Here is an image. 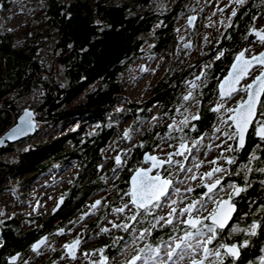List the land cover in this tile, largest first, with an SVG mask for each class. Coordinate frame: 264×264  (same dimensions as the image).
Returning <instances> with one entry per match:
<instances>
[{
    "label": "trees",
    "instance_id": "16d2710c",
    "mask_svg": "<svg viewBox=\"0 0 264 264\" xmlns=\"http://www.w3.org/2000/svg\"><path fill=\"white\" fill-rule=\"evenodd\" d=\"M28 1L20 27L12 32L0 31V135L31 104L35 118L44 123L42 132L53 137L42 143H33L34 137H28V146L16 150V161L4 162L0 158V182L6 176L24 173L29 175L22 180L25 185L49 172L63 158L70 161L83 155L96 157L97 150L82 142L86 121L102 122V129L107 131V108L124 100L133 68L142 59L154 60L169 53L170 63L151 90L159 120L148 123L145 105H130L131 116L138 123L136 129L147 122L142 133L144 146L148 141L157 145L166 132V116L172 115L170 108L179 101L177 93H173L193 67L173 54L178 23L188 11L185 0L167 6L160 5L163 0ZM123 116L120 112L119 119ZM70 121L76 124L68 132L52 134ZM13 150H0V155ZM261 154L252 166L257 181L244 186L229 229L220 232L209 245H237L240 257L236 261L229 258L231 264H261L259 257L264 255V171H260L264 168V151ZM90 178L85 184H94ZM81 205L82 202L72 204L70 198L56 215L29 217L39 226L21 240L8 231L4 235L6 249L22 245L27 248L40 233L48 231L57 217L64 221ZM254 223L258 227L251 235ZM9 224L17 225L19 220L11 219ZM151 246H156L155 241Z\"/></svg>",
    "mask_w": 264,
    "mask_h": 264
},
{
    "label": "flooded vegetation",
    "instance_id": "af4514ba",
    "mask_svg": "<svg viewBox=\"0 0 264 264\" xmlns=\"http://www.w3.org/2000/svg\"><path fill=\"white\" fill-rule=\"evenodd\" d=\"M233 11L236 12L235 16H232ZM225 13V22L217 24V21H213V31L210 34H205L201 32L203 28V16L198 12L196 14L198 19L195 28L189 32L190 40L193 42H195L197 38H204L205 41L210 43L208 46V53L203 56L207 66L204 70H199L197 72L192 71L188 76L186 75V77H184L182 82L183 85H180L179 90H175L173 93L174 95L177 93V99L179 101H175L173 107L170 108V113L172 112V115L167 113L169 116H166L164 121L166 124V122L170 120V117L174 116L175 112H180L188 116L189 119H185L188 122L187 126L185 127L182 123L183 120H180L172 131L169 126L165 125L166 132L163 137L160 138L162 142L159 139L158 144L154 146L152 141H148V145L144 146V134H141L133 141H129L131 134L128 130L123 134L119 132L118 125L120 123V111H114V108L117 106V101L115 105L107 108L106 115L109 120L105 123V127H108L107 131L102 129V122L92 123L91 121H86L87 124L89 123L93 126V129L89 130L86 124L87 130L83 133L84 139L82 142L87 148H95L97 150V156L89 158V156L83 155V157L73 158L70 161L67 160V158H63L61 163H58L60 169H63L65 166L68 167L73 165L74 174H72L66 190L62 196L59 197V199L63 198L60 207L56 212H53L52 210L48 216L56 215L61 210L63 204L70 198L72 199V204L82 202L81 207L69 214L64 221H62L61 217H57V220L53 221L48 231L40 233V235L34 239L27 248L25 245H22L16 249L7 250L4 235L8 231H12L18 240H21L29 231L38 227L39 224L31 220L35 224L37 223L36 226L31 229H26L21 226V223L13 226L9 224V220L14 219L15 217H7L4 218V220H1L0 264H20L24 261L26 256L30 255H32L35 260L34 264H58L61 256H67L65 253V245L78 239L80 244L78 245L77 252L80 251V248L85 241L83 236L66 238L65 242L58 250H51L46 257H42V254L53 239L65 238L68 235L69 230L74 225L73 222H70L74 218L76 221H79L89 217L90 221L93 220L92 225L96 226L100 222L101 217L110 215L113 212V205H116L115 207H117L122 202H125L124 205L127 204L130 213L127 215L129 217L125 219L126 223L123 222L121 225L127 224L129 227L127 231H125L123 227H118L116 229L119 232V236L115 242L111 243L107 254L108 257L112 258V255L116 253L118 249L123 248L125 244H134L135 247L131 250L130 257L127 260L128 263L129 259L133 256H143V253L140 252V247H145L146 245L151 246L155 241L156 246L152 247L156 248L167 242L168 239L171 238L169 235H184L185 231H192L188 226H184L183 221L187 219L186 215L182 216V219L178 221H176V217L180 214V209L186 207L193 200H199L201 198L208 200V197H212L216 200H226L233 191L232 188L229 190V184H234L243 189L246 184L248 186L257 181L258 176L252 171V166L255 165L262 155L261 153L264 151V141L257 138L255 135L247 136L244 149L238 152L224 150L221 152L222 154L217 153L210 158L209 161L216 159L217 164H210L209 161L206 160L209 148L213 144L211 142V137L216 133L217 121L220 118H224L223 113H225V120L231 124V121L228 120L230 113L227 109L235 108L240 100L246 99L247 97V93L241 90L238 94H233L231 99L222 98L218 91L220 80L227 75L229 64L241 51L244 50L245 59H251L253 56L260 54L264 50V43H262L256 35V32L264 29V0H245L243 5L237 4L235 0H229L225 7ZM252 45H254V47H251ZM221 53H223L222 56L220 55ZM217 57H219V59ZM222 67H225L226 69L222 74L221 79L217 82L212 81L213 76L211 71L216 68L222 70ZM261 71H263L261 65L253 66L250 69V74L242 79L237 88L243 89L248 83H251L254 77L258 76ZM199 74H202V78L197 81L193 88H190V85L193 84V78ZM190 93L191 95L189 99L185 100L184 97L189 96ZM239 94L241 96L237 101L231 106L226 107V103L230 102ZM183 99L184 101L181 102ZM192 99H195L196 103L193 104V113L188 114L186 110L187 106L185 105H187ZM261 100L264 101V95H262ZM219 105H223V107L220 108V111L213 112L212 109ZM197 115L200 117L199 120H193L192 117ZM257 119L264 121V118L259 115V106L257 109ZM173 122L176 123L177 120H174ZM254 127L255 122L250 128L249 133L252 132ZM193 128H195L194 131ZM229 131H232V128L229 127ZM197 140H199L200 143L193 147V142ZM27 141L28 137L13 144H7L5 147L0 148V150L15 149L16 146L22 145ZM203 141H206L207 143ZM164 142L167 143V146L160 147L161 143ZM181 143H186L188 148L191 149V152H185L183 156L173 155V163L171 166L165 164L163 168H153L152 161H145L144 159L143 155L147 154V156H156L159 160H167L168 154L177 152ZM200 144L201 146H199ZM229 145L233 148L237 147L235 140L229 141ZM258 145L259 147H257ZM107 149L108 154L112 152L110 155H105ZM84 150L85 148L83 151ZM253 153L257 159H250ZM221 155H223V159H220ZM117 156L121 159V165H117L116 163ZM185 157L187 158L185 159ZM232 157H235V163L229 164L227 160ZM202 160H204V166L202 167L201 172L196 173V165ZM177 161L179 163H176ZM181 165H183V169L181 168ZM217 166L226 171L216 173L212 177V180L219 178L220 184L212 193H208V196H205L204 194L207 191L203 185L212 181L207 177H204L203 179H201V177L205 172L211 171L213 167ZM150 168L152 171L149 175L155 176L156 173L159 172L162 177L171 179L173 187L179 189V191L173 192L172 189H169L170 199L162 201L163 206L161 208H150L149 212L145 213L142 209L137 210L135 206L132 205L131 197L129 195L130 188L128 179L136 170H146ZM165 169H167V171H165ZM186 169H192L191 174H189L187 179L181 178L186 174V172H184ZM248 169H251V171ZM88 171H90V173ZM192 177H195V179ZM88 178H90L94 184H89L90 186L85 184L88 182ZM262 183H264V181ZM189 188L192 189L191 192L188 191ZM242 193L243 191L241 194ZM239 198L233 199L232 201L236 204L237 209ZM172 200H175L176 204H171ZM97 201H100V203L96 204ZM208 202H210L211 205L205 210H202L200 213L201 216L208 215V209L216 207V205L210 200H208ZM93 205H95V207H93ZM110 206H112V208H110ZM173 207L176 208V213L170 216L169 213ZM197 207H199V205H197ZM71 208L72 207H69L70 210ZM162 210H165L162 214L164 219L163 222L159 223L158 219ZM133 215H136L135 220L130 219ZM169 219L172 220V224L167 223ZM206 223L208 222L206 221ZM145 229H148V232L145 234V238L141 240L139 239L140 234L144 232ZM228 229L229 227L224 231L226 232ZM58 230H63V234H58ZM86 231L87 230L84 229L82 233L87 237L88 234H86ZM41 236L47 238L46 244L38 251V253L31 251L30 247L32 243ZM136 244L141 246L136 247ZM15 255L18 256L17 260L13 263L8 262V259ZM221 259L226 263V261L229 260V257L222 256ZM217 263L218 260H216L214 264ZM162 264H165V262Z\"/></svg>",
    "mask_w": 264,
    "mask_h": 264
},
{
    "label": "rangeland",
    "instance_id": "374dc122",
    "mask_svg": "<svg viewBox=\"0 0 264 264\" xmlns=\"http://www.w3.org/2000/svg\"><path fill=\"white\" fill-rule=\"evenodd\" d=\"M174 1L176 0H163L160 5L167 6ZM228 2L229 0H185L186 8L188 11L181 17L180 22L178 23V27L176 30L177 45L174 49L173 54L177 56L179 60L193 64L191 71L197 72L206 68L207 64H205L203 56L208 53V46L210 43L205 41L204 38H197V40L193 42L194 46H192V48L186 49L182 47V44L184 42L190 40L189 32L191 30L188 28L186 23L187 17L189 15L197 14L198 12L201 13L203 16V28L201 32L210 34L213 31V21H217V24L225 22V7ZM0 5V31L8 30L12 32L18 29L22 22L25 20L26 12L24 10L29 7V1L7 0L4 3L1 0ZM251 47H254V45H252ZM170 60L171 58L169 53L162 54L154 60L142 59L133 68L130 76L131 82L126 85V92L124 95L125 98L124 100H118L116 103L117 106L114 108V111H120L124 113V116L120 120V123L118 125V130L122 134L128 130L131 134L129 141L135 140L143 133L147 122L155 123V121L159 120L158 106L153 103V100L151 98V90L155 81L162 75L163 71L170 63ZM232 62L229 64V70ZM225 69V67H222V70L220 68L212 70V81L217 82L218 80H220L222 74L225 72ZM186 74L181 78L180 85H183L182 82L184 80V77H186ZM240 96L241 95L239 94L230 102L226 103V107L231 106L235 101H237ZM183 101L184 99L181 102ZM136 103L142 104V107L145 105V110L149 111L147 122H145L142 127L137 126V129L135 126L138 123H136L130 113V105L135 106ZM195 103V99H192L187 105H185L187 106L186 110L188 114L193 113V104ZM27 105L28 106L26 108L33 109V107H31V104ZM223 117L224 118H220L216 123V129L220 128L221 131H216L213 137H211V142L213 144L209 148L206 156V160L208 161L217 153H221L226 150L227 145H229V140H227V137L224 135L225 131H229V122L227 121V124L222 123V121H226L225 113H223ZM185 119H189L188 116L180 112H175L174 116L170 117V120L167 121L165 125L169 126L172 131L174 130L175 125L178 124L180 120L184 121ZM172 120H177V122L174 123ZM73 121H70L69 124L63 127V129L60 131H52V134L55 135L61 132H68V129L76 124ZM106 121L108 122L109 120L107 119ZM34 123L38 132L32 136H29L34 137V139H31V142L42 143L47 140L48 137H53L50 136V134H47L45 131L42 132L44 126L43 122L34 118ZM92 127L93 126H91L89 123L87 124V128L89 130H92ZM160 141L162 142L161 139ZM203 142L207 143L206 141ZM27 146V142L22 145L16 146L13 151H8L1 154L0 158L4 162L16 161L18 158V152L16 153V150H19L21 148L24 149ZM166 146V142L161 143L160 145V147ZM199 146H201V144ZM111 153L108 154L107 149L105 155H110ZM203 162L204 160L199 163V167H196V173L201 172L202 167L204 166ZM73 172V165L68 167L65 166L63 169H60V165L57 164L49 172L42 174L38 178L32 179L28 184L25 185H22V180L24 177H28V174L24 175L23 173L4 177V179H2L0 182V221L4 220V218L7 217H15L19 220V224L21 223V226L25 227L26 229L35 227L37 223L35 224L34 222H32L29 217L33 218L36 215H42L46 217L52 212L57 200L60 196H62L67 186L69 185L70 178L72 177V174H74ZM184 172H186V174L181 178L187 179L192 171L189 172L186 169L184 170ZM124 204L125 202H122L117 207H115L116 205H113V212L110 215L101 217L100 222L96 226L92 225L93 220L90 221L89 217L79 221H76V219L74 218L70 222H73L74 225L69 230L68 235L65 238L53 239L42 254V257L48 256L51 250H58L63 245L66 238L83 236L85 241L83 246L80 248V251L77 252V257L71 260L65 255L61 256L58 264H128L127 260L130 257L131 250L135 247L134 244H125L123 248L118 249L117 252L112 255V258L108 257L107 254L109 246L111 245V243L115 242L117 237L119 236V232L116 230L118 227H113V225H121V223L123 222L126 223L125 219L129 217L127 215L130 213V209L128 207H125ZM210 205L211 203L208 202L207 207H209ZM110 208H112V206H110ZM117 208H124V211L117 212L115 211V209ZM164 211L165 210H162L160 212L158 219L159 223L163 222V220L160 218L162 217ZM181 219L182 216L179 214L176 217V221ZM84 229L87 230V237L82 233ZM104 229H107L108 231H104ZM170 236L171 238L168 239L167 242L161 244L159 247H156L160 249L159 258L150 259L148 264H162L163 262H165V264H173L172 261H168L166 258L168 245L171 244L172 246H174L175 243L178 242L174 238L182 237L183 235ZM193 243H195V241H193ZM140 246L141 245L136 244V247ZM142 248L145 247H140V249ZM190 255V252L187 253L185 255V259L183 261H180V264H191V259L189 258ZM143 256H148L147 250L143 253ZM196 256L197 259L201 258L202 252L200 250H196ZM174 259L176 258L174 257ZM216 260H218L217 257L210 255L209 258L205 260L204 264H214ZM259 262L261 264H264V255L259 257ZM34 263L35 260L32 255H30L26 256L24 258V261L20 264ZM138 264H142V262H138Z\"/></svg>",
    "mask_w": 264,
    "mask_h": 264
},
{
    "label": "snow or ice",
    "instance_id": "6c2138e0",
    "mask_svg": "<svg viewBox=\"0 0 264 264\" xmlns=\"http://www.w3.org/2000/svg\"><path fill=\"white\" fill-rule=\"evenodd\" d=\"M235 2L239 5H243L245 0H235ZM236 12H232V16H235ZM194 19V18H192ZM191 23V20L189 21ZM256 35L259 37L260 41L264 43V29L256 32ZM221 56L223 53L220 54ZM245 53L241 52L236 57V63L232 65V71L228 73V75L224 78V81L220 84V95L222 98L233 97V94H238L239 91H245L247 93V98L242 99L237 103L235 108H229L227 111L230 113L228 120L231 121V124L228 126L232 128V131H225L224 135L227 137V140H235L237 141V147L233 148L231 145H227L226 151L229 152H238L245 148L246 137L249 135H256L262 141H264V121L257 119V108L259 106V115L264 117V101L260 99L262 95H264V71H261L260 75L255 76L251 83H248L243 89H238L236 85L245 78V76L250 74V68L253 65V62H258L261 66H264V53H260L258 56H253L251 59H245ZM219 59V57H217ZM185 96L184 99L188 100L190 97ZM223 105H219L216 108H213V112H219L220 108ZM26 115H31L26 114ZM199 116H193V120H199ZM255 122V127L252 132L249 133L250 127L253 126ZM182 123L187 126V120L182 121ZM222 123L227 124V121H222ZM171 127V126H170ZM195 128H193V131ZM217 132H220L221 129L217 128ZM127 135V133H126ZM2 143V141H0ZM200 141H194L193 147L199 144ZM180 150L175 153L168 154L167 160H159L156 156H147L146 160L152 161L153 168H163L165 164L171 166L173 163L172 156H183L185 152H191V149L185 143L180 144ZM219 147V145H218ZM259 147V145L257 146ZM187 157H185L186 159ZM223 155H221L220 159H223ZM252 160L257 159L255 154L251 156ZM229 164L235 163V157L229 158L227 160ZM117 165H121V159L119 156L116 157ZM176 163H179L178 161ZM210 164H217V160L213 159L209 161ZM200 165L197 164L196 167ZM183 169V165H181ZM251 171V169H248ZM152 169H138L135 176L132 178V190L129 195L131 197V203L135 206L137 210H143L145 213L149 212L150 208H161L162 201L170 199L169 189H172L173 192H178L179 189L173 187V182L171 179L162 177L159 172L156 173L155 176L149 175ZM167 171V169H165ZM189 172L192 169H188ZM226 171L221 167H213L211 171L205 172L201 179L207 177L212 182L206 183L203 185L207 189V192L204 194L208 196V193H212L214 189L220 184V179L217 178L212 180V177L216 173H222ZM260 171H264V168L260 169ZM195 179V177H192ZM229 188L234 190V194H239L244 189L237 187L234 184H229ZM189 192L192 191L191 188L188 189ZM208 200H210L213 204L216 205L215 208L208 209V215L201 216L200 213L202 210L207 208ZM208 200L203 198L199 200H193L186 207L180 209V215L187 217L183 221L192 231H185L182 237L174 238L176 241L175 245H168V249L166 251V258L168 261H172L173 264H180V261L185 259V255L187 253H191L190 259L191 264H204L205 260L209 258L210 255L218 258V264H225V261L221 259L222 256L229 258L239 257L240 251L238 246L235 244L227 245V244H219L218 247L210 248L209 245H212L214 241L217 240V236L220 232H222L225 227L228 225V222L232 219V213L235 211V205L231 202L232 196L229 195L227 200H216L212 197H208ZM100 201H97L96 204H99ZM171 204H176L175 200L171 201ZM199 205V207H197ZM95 207V205H93ZM127 207V204L125 205ZM170 207V205H169ZM117 212H123L124 208L115 209ZM176 213V208H171V212L169 215ZM130 219L135 220L136 215L130 217ZM160 219H164L161 217ZM210 222V223H206ZM168 224H172V220L169 219L167 221ZM113 227H123L125 231L128 230V225H113ZM258 225L252 224L251 226V235L256 234V229ZM206 229V231H205ZM61 230V234H62ZM104 231H108L104 229ZM148 232V229H145L144 232L140 234L139 239L143 240L145 238V234ZM47 238L41 239L38 243L34 244L33 251L38 253L40 246L46 243ZM195 241V243H193ZM80 244V241L77 239L73 241L69 245H65V247L69 250V255L75 259L74 250ZM244 245H247V241H244ZM220 249H224V252L221 253ZM147 250L148 256L136 255L132 257L129 264H138V262H142V264H148L150 259L159 258L160 249L152 248L149 245H146L145 248L140 249L141 253H144ZM196 250H200L202 252L201 258L197 259ZM103 251V250H101ZM174 257L176 259H174ZM106 259V258H105ZM228 264H231V260L229 259Z\"/></svg>",
    "mask_w": 264,
    "mask_h": 264
},
{
    "label": "water",
    "instance_id": "95a60500",
    "mask_svg": "<svg viewBox=\"0 0 264 264\" xmlns=\"http://www.w3.org/2000/svg\"><path fill=\"white\" fill-rule=\"evenodd\" d=\"M0 8H1V5H0ZM192 18H194V19H192ZM197 19H198V16L196 15V14H193V15H189L188 17H187V19H186V23H187V26H188V28L192 31L194 28H195V25H196V23H197ZM191 20V23L189 22ZM192 46H193V41L192 40H188V41H186V42H184L183 44H182V47L183 48H186V49H190V48H192ZM241 52H244V50L243 51H241ZM240 52V53H241ZM261 53H264V50L261 52ZM239 54H237L236 55V57L238 56ZM259 55V54H258ZM258 55H256V56H258ZM236 57L234 58V60H233V62H232V65L234 64V63H236ZM232 65H231V67H230V70L228 71V73L229 72H231L232 71ZM255 65H260L258 62H253V65H252V67L253 66H255ZM251 67V68H252ZM263 67V71H264V66H262ZM250 68V69H251ZM228 73H227V75H228ZM227 75H225L221 80H220V82H219V84H218V91H219V94H220V84L224 81V78L227 76ZM260 75V74H259ZM245 77H247V76H245ZM202 78V74H199V75H197L196 77H194L193 78V80H192V85H190V88H193L195 85H196V83H197V81H199L200 79ZM242 81V80H241ZM241 81L236 85V87H238V85L241 83ZM221 96V95H220ZM262 97V96H261ZM261 97H260V99H261ZM247 98V97H246ZM258 109V108H257ZM31 114V115H26V114ZM35 116H36V113H35V111L34 110H32V109H29V108H25V109H23V111L21 112V114L17 117V119H16V121H15V123L13 124V125H11L10 127H9V129L8 130H6L5 132H3L1 135H0V141H2V143H0V148H3V147H5L7 144H13V143H16V142H18V141H21V140H24V139H26L27 137H29V136H32V135H34L35 133H36V126H35V123H34V118H35ZM251 128V127H250ZM250 130V129H249ZM256 136V135H255ZM257 137V136H256ZM247 138V137H246ZM257 138H259V137H257ZM260 139V138H259ZM186 144V143H185ZM187 145V144H186ZM236 146H237V141H236ZM178 151L180 150V147H178V149H177ZM144 156V159H145V161H146V157H147V154H144L143 155ZM136 173H137V170L135 171V172H133L132 174H131V176L129 177V179H128V183H129V188H130V191L132 190V178H133V176H135L136 175ZM241 188V187H240ZM206 191H207V189H206ZM231 196H232V201H233V199H237V198H239V196L241 195V192L239 193V194H234V190L231 192V194H230ZM227 200V199H226ZM231 201V202H232ZM63 202V198H60V199H58L57 200V203H56V206L54 207V209H53V212H56L57 210H58V208L60 207V205H61V203ZM234 205H235V211L232 213V219H233V216H234V214L236 213V211H237V206H236V204L234 203V202H232ZM134 206V205H133ZM232 219L228 222V225L225 227V229L224 230H226L227 229V227L229 226V224L231 223V221H232ZM208 223H210V222H208ZM184 226H188V225H186L185 223H184ZM223 230V231H224ZM58 232V234H60L61 235V230H58L57 231ZM62 234H63V231H62ZM43 238H46L45 236H41V237H39L37 240H35L33 243H32V245H31V247H30V250L31 251H33V245L34 244H36V243H38L41 239H43ZM72 243V242H71ZM70 243V244H71ZM46 244V243H45ZM44 244V245H45ZM225 244H227V245H232V244H228V243H225ZM44 245H42V246H40V248H39V250L44 246ZM69 245V244H68ZM77 249H78V246L75 248V250H74V255H75V258H76V254H77ZM238 249H239V251H240V248L238 247ZM38 250V251H39ZM33 252H36V251H33ZM222 252H224V249H222ZM65 253H66V255H67V257L69 258V259H71V260H73V258H72V256L71 255H69V250L67 249V248H65ZM17 255H15V256H12V257H10L9 259H8V262H10V263H13V262H15L16 260H17ZM134 257V256H133ZM239 257H240V255H239ZM239 257H236V258H230V259H232V260H234V261H236V260H238L239 259ZM131 259H132V257L129 259V261H128V263L131 261ZM218 264V263H217Z\"/></svg>",
    "mask_w": 264,
    "mask_h": 264
}]
</instances>
